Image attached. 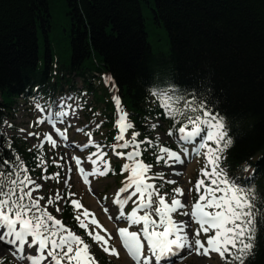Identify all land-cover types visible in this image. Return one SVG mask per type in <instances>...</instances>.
I'll return each instance as SVG.
<instances>
[{
    "label": "trees",
    "instance_id": "obj_1",
    "mask_svg": "<svg viewBox=\"0 0 264 264\" xmlns=\"http://www.w3.org/2000/svg\"><path fill=\"white\" fill-rule=\"evenodd\" d=\"M149 25L166 36L164 46L153 45L157 34ZM157 85L206 96L226 118L233 145L222 167L237 183L254 182L264 212V0H0V157L11 160L18 154L34 178L42 174L33 159L37 149L3 132V122L14 121L20 105L32 108L37 96L42 104H55L86 90L93 97L88 106L93 116L87 117L92 121L99 113L101 127L85 132L102 137L98 144L115 173L102 178L117 179L126 160L111 158L117 134L114 97L120 98L128 120L140 132L139 140L158 141L163 147L157 123L168 132L180 126L163 114L151 95L149 90ZM94 151L89 147L84 154ZM43 155L48 162L45 174L60 171L61 177L63 170L53 165L46 150ZM141 158L152 164L153 173L168 167L155 162L151 148ZM199 162L203 167L204 158ZM171 189L164 183L161 191ZM192 196L195 200L197 193L192 191ZM74 215L65 203L61 220L84 237ZM257 229L255 255L246 264H264V222L259 217ZM5 264L15 263L7 257ZM218 264H224L220 256Z\"/></svg>",
    "mask_w": 264,
    "mask_h": 264
},
{
    "label": "snow or ice",
    "instance_id": "obj_2",
    "mask_svg": "<svg viewBox=\"0 0 264 264\" xmlns=\"http://www.w3.org/2000/svg\"><path fill=\"white\" fill-rule=\"evenodd\" d=\"M149 91L159 101L163 114L174 124L180 125L178 129L170 130L168 135L178 131V142H182L181 152L169 147H159L158 141L154 143L149 139L139 140L140 132L135 131V125L128 120L120 98L114 97L117 113L114 127L117 134L114 137L116 143L111 148L114 155L126 160L121 166V173H128L113 200L118 209L116 219L123 218L129 225L118 228L117 235L122 246L134 264H161L162 261L172 264V258L180 256L185 250L189 255L195 253L209 256L216 253L224 264H246L248 259L254 258L257 220L259 217L264 222V212L257 204L254 182L249 181L247 185L237 183L229 178L222 167V162L226 159L225 153L233 145L226 118L214 110L206 96L197 97L194 92L187 90L181 92L171 85H157ZM41 99V96L33 98L35 108L42 114L35 123L42 125L47 122L53 131L42 139L37 133H28L40 140L39 144L34 145L37 154L33 159L35 167L42 173L38 179L59 182L60 171L45 174L48 162L43 149L45 143L53 149L58 147L54 136L65 142L68 140V128L72 126L70 117L76 115L80 104L72 95L60 98L55 104L48 101L42 104ZM3 123L8 124L7 121ZM96 127L99 128V125ZM152 127L155 128L156 125ZM130 130L133 131L128 139L126 136ZM76 131L89 138L87 143L78 147L92 146L96 149L87 157L93 165L91 171L85 170L80 158L72 157L78 174L91 192L89 177H104L109 172L115 173L110 161L105 159L107 153L92 139L91 131L85 132L83 128H77ZM197 138L200 139L199 143L196 142ZM4 144L11 149L10 142L5 140ZM142 145L146 147L142 148ZM187 145L193 146L191 152ZM149 148L153 151L155 162L159 164L163 161L168 167L183 164L182 155L204 158L205 163L199 171L197 181L189 189V193H197L194 201L185 203L181 199L184 196L181 187L173 188L170 193H161L164 183L177 182L165 181L162 172H152V164L145 163L141 158ZM52 163L57 169L63 168L56 160ZM34 170L35 168L31 171ZM71 171L72 168L69 167L68 172ZM70 178L67 176L65 179L66 189H70ZM154 180H160L161 184L157 186L152 182ZM42 187L18 154H13L11 160L0 157V244L5 246L0 249V264H5L8 254L19 264H97L95 256L90 252V244L48 211L50 206H55L59 213L61 209L58 205L61 200H65L73 208L74 220L88 238L107 254L119 257L118 251L109 247V241L113 239L111 234L103 229L93 213L83 208L79 200L73 199L75 193L69 190L61 194L57 190L42 205L40 202L45 197L33 195L39 193ZM129 202L134 207L130 213H126L125 207ZM104 211L107 213L108 209L105 208ZM174 214L188 219L178 221L174 219ZM193 223L198 227L190 232L189 228ZM132 226H138L139 231H130ZM101 232L105 235H101ZM202 235L205 237L203 240ZM145 246L148 255H145Z\"/></svg>",
    "mask_w": 264,
    "mask_h": 264
},
{
    "label": "rangeland",
    "instance_id": "obj_3",
    "mask_svg": "<svg viewBox=\"0 0 264 264\" xmlns=\"http://www.w3.org/2000/svg\"><path fill=\"white\" fill-rule=\"evenodd\" d=\"M147 13V12H145ZM151 24V23H150ZM150 31H153V26L149 25ZM157 34V38H152L151 42L153 45H161L164 46L166 43V36L161 32L160 29H155L154 31ZM104 86H107L106 81ZM80 87H83L81 84ZM84 91L81 96H79L78 103L80 104L79 109L75 116H71L70 119L72 120V126L68 128V140L65 142L58 137H55L58 141V147L53 149L45 143L44 149L47 152L48 159L53 161L56 160L58 163L63 165V175L60 177L59 182L54 180H42L37 179V183L43 185L41 191L39 193H33L34 196L40 195L44 196L45 200H42L40 203L43 205L49 196H54L56 191L59 190L61 194L65 193V190H70L72 193H75L73 199L79 200L83 208L88 209L91 213L95 215V218L99 221V224L103 226V229H106L108 233L111 234L113 239L109 241V247L114 248L118 251L119 257L115 255H109L102 250L100 246L94 243L90 238L87 237L84 230V239L85 241L90 244V252L95 256L97 264H101L102 260H106L111 262L112 264H134V261L130 258L127 251L122 246L121 239L117 235L118 228H126L129 227L128 222L121 218L117 220L116 217L118 215L117 206L113 203V200L116 196V193L119 188L123 186V181H125L128 173H123L117 179L110 178V179H103L102 177H89L91 189L89 191V186L86 185L81 176L78 174V171L75 166V161L72 157H78L83 161V167L86 171H91L93 165L90 161L87 160V157L84 154V151L88 148L78 147V145L82 146L88 141V136H86L82 132H77V128H83L95 130L96 126L99 125L101 127V116L100 114H96L95 117H92V121L89 120V117L93 116L90 108L88 107L91 100L92 95H89L86 90ZM86 114V115H85ZM41 113L35 108L33 105L32 108L27 107L25 104L20 105L19 110L17 111L16 118L14 121H8V124L3 126V132L9 137L12 138L13 135H16L19 139H23L26 142L29 149H36L34 145L40 143V140L37 139L36 136H29V132L37 133L41 139L52 132L51 126L45 122V124L39 125L35 122L38 118L41 117ZM10 125V126H8ZM15 127V128H13ZM58 127H63V125H58ZM21 129L24 131L22 132ZM105 130L102 131L104 133ZM128 134V133H127ZM162 143L165 145L164 147H169V144L173 145L174 141H177L176 138H172L168 135V131L164 130L162 126L159 131H157ZM102 137L100 135H96L92 133V139L95 143H99ZM126 138L130 139L128 135ZM170 148V147H169ZM171 149V148H170ZM173 150V149H171ZM175 151V150H174ZM180 153V151H177ZM111 153V152H110ZM111 158L113 160L117 159V156L111 153ZM63 157V159H61ZM184 163L183 164H175L173 167H167L164 171L163 169H157L156 171L165 172L164 180H175L176 184H168L170 187H181L184 191V196L181 198L185 203H189L194 201L192 193H189V188H191V183L193 178L199 173L200 166L199 160L197 158L192 157H183ZM126 163V162H125ZM54 165V164H53ZM69 167L72 168L71 173L68 172ZM153 170V168H152ZM181 173L180 175H176L175 173ZM67 176H70V180L68 183L70 185V189H66L65 187V179ZM157 185L160 180L152 181ZM158 186V185H157ZM162 193V192H161ZM170 193V192H169ZM164 194V193H162ZM127 195V194H125ZM135 199V198H133ZM65 204V200H61L59 202V207L61 211L58 213L56 212L55 206H50L48 211L51 212L57 219L61 220V214L63 211V206ZM134 207L132 202L125 207V212L130 213L131 209ZM107 208V213L104 209ZM190 210V209H189ZM143 214V213H141ZM111 216V219L109 218ZM174 219L176 220H187L188 217H182L179 214H174ZM92 227V226H90ZM198 225L192 224L189 228V231H194ZM130 231H139L138 226H132L129 228ZM101 235H105L104 232H101ZM107 238V237H106ZM201 239H205L202 235ZM3 244H0V249L4 248ZM34 251V250H33ZM145 255H148L147 246H145ZM2 255V253H0ZM8 258L12 259L15 264H19V262L14 261L13 257L8 254ZM183 257V258H182ZM219 255L216 253H211L209 256L203 255H196L187 254V250L181 252L180 256H176L172 258V264H218ZM26 264V262H25ZM162 264H167L164 262Z\"/></svg>",
    "mask_w": 264,
    "mask_h": 264
},
{
    "label": "bare ground",
    "instance_id": "obj_4",
    "mask_svg": "<svg viewBox=\"0 0 264 264\" xmlns=\"http://www.w3.org/2000/svg\"><path fill=\"white\" fill-rule=\"evenodd\" d=\"M164 262H165V261H162L161 264L164 263Z\"/></svg>",
    "mask_w": 264,
    "mask_h": 264
}]
</instances>
